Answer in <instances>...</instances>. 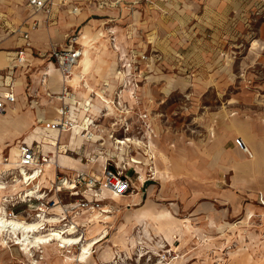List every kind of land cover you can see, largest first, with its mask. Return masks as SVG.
Segmentation results:
<instances>
[{"label": "rangeland", "instance_id": "obj_1", "mask_svg": "<svg viewBox=\"0 0 264 264\" xmlns=\"http://www.w3.org/2000/svg\"><path fill=\"white\" fill-rule=\"evenodd\" d=\"M57 10L58 9H56L53 14L54 18H57V23L52 24L49 23L48 20L45 19V21L43 19L44 15H42L41 12L31 10L26 7L21 0H0V38L7 39L13 36L17 41L16 45L20 44L19 42H23L21 39V31L25 28L28 30L30 29V21L35 16L41 19L39 27L47 28L49 34H52L53 39L50 43L51 45L52 43L55 44L59 42V40L63 42L62 39L66 38V34L76 33L78 35V31L83 24L89 23L87 29L90 33L93 32L94 35L99 29H102L101 26L103 21L95 20L89 22L88 19L92 17H101L93 13H91L92 15H88L80 24L76 25L77 22H80L90 12L96 11L98 14L104 12L103 9L87 7L82 10V15L76 17L78 21L75 24L72 23L66 26L61 31V35H59L55 29L59 28L58 25L62 22L63 18L68 19L70 15L67 14L66 11ZM60 19L61 21L59 22ZM232 21L233 19L229 18V22H225L224 24L227 25L225 28L226 30L231 29L234 32L233 37H227L229 38L227 42H231L230 45L234 51L221 53L220 62L216 64L215 67L207 69L208 81L205 84H203L201 80H197L201 75L199 72H196L193 76L194 79L197 77L196 84H192L190 81H184L186 84L172 85L170 79V83L167 84L166 81H168L169 77L175 79L180 73L172 72V69L166 67H158L155 78L150 85V87L155 88L156 99H149L150 102H148L151 105L156 104L159 108L170 105L171 108L177 111V113H174L177 114L175 118L179 123H183V126H185L184 131L190 134V139L200 142H211L212 139L210 131L212 128L210 124L211 118L208 120L205 110L208 112L219 109L220 119L224 121L226 120L225 112H235L233 116L236 117L237 122L236 132L233 138L236 136L242 137L243 134L246 135L244 130L250 132L248 134H250L252 138L251 140L248 139L253 145H256L253 149L250 148L253 155L250 156L237 147L236 167H231L230 172L226 167H223L219 175L205 182H200L196 179H188L186 181L181 180L182 174L187 171L185 165H182L180 162L176 164L173 162L176 160L166 156L167 153L165 149L163 150L160 146H157L160 148H156V150L154 146L151 145L152 152L155 156V168L158 163L162 170L168 171L171 178L159 180V183L155 177L153 181L156 184L149 195H144L141 200L130 203V206H125L127 208L142 207V209H140L145 211L144 214H141L144 219L138 221V223L133 226L131 225L130 228H127L129 222H127L128 226L123 228L124 219L121 216L120 210L124 206L119 204L118 200L115 201L111 198L102 199L101 204L104 205L103 207L110 209V211L105 213L108 217H103L104 220H107L104 224L107 225L108 234L93 248L91 262L85 264H100L103 259L106 260V264H112V256L116 251L120 252L122 255L123 260H119L118 262L120 264H154L156 252L162 249V246L160 247L158 244H162V242H155L158 236L154 235V232H151L149 239L140 234H142L143 229L144 232L147 231L149 225L153 228L154 226H158V230H160L159 226H162V220L164 219H159V216L164 212H166L168 217V222L164 223V226L169 232L168 241L175 245V247L171 245V248L178 255L177 258L174 259V261L177 260L176 264H264V204H262L258 198L259 192H264V48L253 58L251 57L252 53L249 51V48L253 46V40L259 35L261 27L264 25V2L258 5L254 4L250 13L246 17L242 15V19L238 18L236 24ZM103 27H105V24H103ZM103 38L106 39V37L102 36L93 39L96 43H94L95 46L92 49L91 56L93 59L96 54L97 56L106 54L104 56L105 58L102 60L100 57L99 61L103 62L105 71H107V73L104 74V84H106L105 86H109L119 81L115 78H109L112 65L115 64V61L116 63L118 62L119 65L120 56L126 57L129 53L133 54L134 52L131 50L130 52H123L122 55L120 52L117 56L113 50L115 49L114 45H111L113 40H111L110 44L108 39L105 40ZM62 44L64 45L65 43L63 42ZM258 44H256V47ZM253 47L251 50H254ZM3 48H5V46L0 45V49ZM34 55H36L35 52ZM155 58L158 60V63L162 62V58L158 56ZM34 60L39 64L38 75L40 74L41 79V77L45 76L42 72L48 68L49 60H38L33 58V62ZM135 60V69H138V60L144 62V68H139L141 72L140 76L146 75L147 71H149L150 60L152 59L135 58ZM118 65L114 68V71L118 68ZM144 69L145 72L143 73ZM44 79L45 81L47 80L46 77ZM145 81L146 79H141L140 84L143 85ZM121 82L120 80L118 83H115L113 88L116 87L115 89L117 90ZM146 87H148V85ZM165 90H171L166 101L163 100ZM39 92L40 93H38L33 101V103L38 106L37 108H30L28 106L29 100L28 102L26 99L23 100L22 110H27L29 113L28 119L31 121V125L27 130L30 132L39 124L36 122L35 118L40 109H46V111L48 109V114H45V117L48 118L54 115L53 106L57 105L58 107L59 105L54 100L53 96L47 94L46 88L44 89L39 85ZM85 95L86 93L83 94V96ZM108 105L110 108L106 105L105 109H102V111L109 114L106 115L109 117L100 125V130H93V134H97L104 139H110L108 135L119 138H122L124 135H130L140 138V134H136L135 128L129 133H123L121 129L116 130L115 125L113 130L109 129L111 125V120H109V118L110 116H116V114L114 113L115 109L113 103H108ZM181 111H184V113H181ZM97 114H100V112ZM252 120L257 123V127H254V129L245 126L246 121ZM227 122L228 121L222 123L220 127L219 132L222 136L230 132V125ZM200 123L202 124L200 125ZM38 134L40 137L45 136L43 133L38 132ZM23 135L17 137L13 142L3 145L0 154H2L3 157H8L11 145L13 143L18 144L19 139H22ZM157 135L158 134H156V136ZM159 135L161 136V134ZM166 139L167 137H164L162 140V146L166 142ZM181 139L183 140V137L177 140L180 141ZM93 143L96 144V142ZM85 146L87 147V144L81 145V148H75L74 151L61 148L60 153H66L70 157L82 155L81 162L85 164L83 171L95 172L99 175L100 172L97 170L100 166L97 161H94L98 154L92 151V149L90 150L89 148L91 147H88L87 151H83ZM108 146L109 145L105 143L103 147L98 146L97 148L103 149ZM122 152L125 157L134 156L141 160H144L145 157L143 155L142 146H123ZM244 153L252 161H246L247 159ZM83 155H85V157H83ZM72 171H74V169H69L68 174L71 175ZM16 173V169L3 170V166L0 165V179L7 182L5 183V187L0 189V210L3 209L5 211L4 215L7 217L6 211L12 208L17 219L31 220L37 218L36 212H39L38 206L41 204V200L46 201L49 199L48 206L52 207L55 205L54 201L58 199H60L61 202H73L80 196L71 195L67 187H63L61 191L58 192L54 189L49 190L47 187L50 188L51 184L41 179L39 183L41 190L37 192V194H41V196L32 193L29 197H25L24 201H17L16 203L15 197L12 194L15 193L21 185L11 181L9 178V174L13 175ZM187 176L188 174H184L185 178ZM177 177L178 179L174 180V178L176 179ZM192 178H195V175L192 176ZM202 183H204V186L201 185ZM171 186L175 189H189L191 194H197L193 193V191L197 192V189L201 187H204L205 190L218 187H220V189L231 187L232 190H236L238 194V210L235 214H231L230 216L227 215L222 219L219 212L224 204L223 202H215V207H213L212 200L214 199L210 196L172 195L170 191ZM159 188L165 190L164 194H161ZM133 190L134 188L128 193H131ZM166 190L168 191L166 192ZM135 191H137L136 188ZM10 196V200L15 202L14 205H11V201L7 200ZM16 199L20 200L17 197ZM55 206L45 213V217L48 218L53 216V213L59 211L58 208L60 206L58 208ZM54 222L55 221L44 222L43 229L55 227L56 223ZM92 222H94L93 225L97 224L96 220ZM12 243V241H9L7 244H3L0 241V264H34L33 258L35 259L40 254H42L43 259L39 260L37 262L38 264H64L61 262L62 255L56 251V243L53 245L34 247L32 248V254L21 250L18 244ZM75 251L77 252L78 250ZM107 251H109V256L105 257ZM140 253H143V255L139 256ZM148 255L151 257L147 260L146 258ZM69 264H74V262L71 260Z\"/></svg>", "mask_w": 264, "mask_h": 264}, {"label": "crops", "instance_id": "obj_2", "mask_svg": "<svg viewBox=\"0 0 264 264\" xmlns=\"http://www.w3.org/2000/svg\"><path fill=\"white\" fill-rule=\"evenodd\" d=\"M21 1L31 10L41 12L42 15H44L43 19L48 20V22L52 24L57 23V18L55 19L53 16L56 9H58L57 11H66L70 17H68V19L63 18L62 22H60L61 19L59 20V28L55 29L59 35H61V31L66 26L72 23L75 24L78 21L76 17L82 15L83 9L87 7L103 9L104 12H101V14H98L96 11L90 12L80 22H77L76 25L85 20L88 15H92L91 13L94 15H100L101 17H92L88 20L89 22L95 20L103 21L102 23L105 24V27H103L102 24V29H99L101 31L98 30V32H96L98 34L97 37H106V39H103H108L110 44L111 40H113L111 45H114L115 49L113 50L117 56L120 52L122 55L123 52H130L131 50L137 54L146 53L152 56V60H150L149 71H147L146 75H143L144 78H142L146 79V81L143 83V85L140 84L137 89V98L131 99L127 90L125 89L120 93V100L122 103H124L125 107L131 106L130 108H132V110L133 108L140 111L146 108L149 110L150 123L158 134L151 139V143L155 149L160 147L163 150L165 149V152L167 153L166 156L170 159L176 160L173 161L176 164L177 162H180L182 165H185L187 171L184 174H188V176L185 178L184 174H182L181 180L187 181L188 179H196L197 181L205 182L210 178H214L215 176L219 175L223 170V167H226L229 172L231 171V167H236V153L238 148L234 141L235 137L233 138V135L236 132L237 122L236 117L233 116L235 112H225L226 120L224 121L220 119L219 109L208 112L205 110L208 120L211 118L210 124L212 128L210 131L212 139L211 142L195 141L190 139L191 136L187 131H184L185 126H183V123H179V121H177L175 118L177 114H174L177 113V111L171 108L170 105L159 108L156 104L151 105L149 103V99H156L155 88L150 87V85L155 78L158 67H166L172 69V72L180 73L177 75V77H175V79L169 77L168 81H166L167 84L170 82L172 85L186 84L187 81H190V83L193 84L197 82L198 79L201 80L203 84H205L208 81L206 72L207 69L210 67H215L216 64L220 62L221 53L226 51H228V53L234 51L231 48V42H227V39L234 36V32L231 29L226 30L225 28L227 25L224 23H228L230 18L233 19L232 22L236 24L238 18L242 19V15L246 17L250 13V10L254 4H261L264 2V0H121L114 6L105 5L102 7H97L95 5L96 0H54L49 13L43 9H35L31 6H28L25 0ZM74 7L77 8L75 12L72 11V8ZM30 24L29 30L25 28L21 31V39L23 42H19L20 44L16 45L17 41L13 38V36L7 39L0 38V45L5 46V48L0 49V74H5L7 70L10 71L14 77V92L16 96V100L13 105L6 106L4 111H0V150L3 145L13 142L17 137L23 135L24 132H26L30 127L31 121L28 119L29 113L27 110H22L23 100L26 99L27 102L29 100L28 106L30 108H37L38 106L35 105L33 101L37 97L38 93H40L39 85L44 89L46 88V91L49 92L50 96H53L57 104L60 105L62 102L68 103L69 116L74 122L77 123V125H79L81 133L82 129L80 127L81 125L79 124L81 121L84 120L83 123H86L87 121L89 129L96 131L100 130V125H102L105 119L109 117L106 116L109 114H106L102 111V109H105L106 107L105 102L94 93L97 92V94H100L106 99L111 100L115 96L114 90L116 91V87L113 88L114 84L121 80V77L114 72V68H116L118 65V62L116 63L115 61V64L111 67L109 78H115L119 81L112 85L110 84L109 86H105L106 84H104V74H106L107 71H105L103 62L99 61V58L101 57L103 60L106 54L102 56H97L96 54L91 61L89 68L90 70H88L86 73L81 72L79 68L74 69L73 67V71L80 73L78 76L73 78L72 81H70V94L64 97H57L56 94H60L62 92V85L58 89H55L54 87L56 84L50 80L49 76L46 77L47 80L44 84H40V74L38 75L39 64L38 62H35V60L33 62V58L38 60L47 59L49 60L47 67L49 68L50 63H52L58 71L54 61L47 55L53 36L52 34H49L47 28L39 27L41 24V19L36 18V16L32 18ZM88 26L89 23L83 24L78 31V35L82 30L89 32L87 29ZM24 31L28 33L27 39L22 36ZM99 32H101V34ZM96 33L95 35H97ZM67 35L68 34H66V36ZM89 35L94 36V33L89 32ZM262 36H264V25H262L259 35L253 40L256 41L257 44L259 41L258 46H252L254 50H251L252 47L249 48V51L252 53V58L255 57L262 48H264V37ZM62 40L64 43H66V38H63ZM25 41L28 43V46L25 48V58L29 64L24 66L15 65L13 68L8 69V67L12 65L13 58L15 57V51L23 44L25 45ZM63 42L59 40V42L55 43L54 45L58 44L62 46ZM93 42L96 43L95 41ZM77 43H79V45L81 44V48L83 47V44L78 37ZM34 52L37 56L34 55ZM81 55L82 51L80 56ZM157 56L162 58L161 63H158V60L155 58ZM143 66L144 62L142 60H138V69L144 68ZM127 70H131V67L127 68ZM58 72L56 73L57 75H59ZM144 72L145 69L143 73ZM196 72H199L201 75L198 78L195 77L194 79L193 76ZM73 76L74 75L71 74V79ZM184 81L186 82L184 83ZM147 85L148 87H146ZM84 93H86L85 96H83ZM169 93H171V90L164 91L163 100H167ZM86 99H89L92 103L91 111H86L73 104V101L80 102L81 104ZM107 107L110 108L109 105H107ZM114 109V113L117 117V115H119V111L116 108ZM53 110L54 115L48 118L45 117V114H48V109L47 111L46 109H40L37 112L35 120L39 123L37 126L42 130H36L39 138H34L30 142H26L33 146L37 144L40 151L43 154H48L50 159L57 158L56 162H53L51 165H49L48 168L45 169V173L42 175V179L44 178L43 180L48 181L49 183L53 181L56 172L68 174V170L71 168L72 170H83L85 168V164L81 162L82 155L70 157L64 153L68 158L59 162L58 157L59 154H61V148L74 151L75 148H81V145L87 144V147L85 146L83 151H87L88 147H91L89 149H92L93 151V149L98 147H95L98 143H106L107 140L97 134H93V138L81 137V141L79 143L77 141L72 142V130L70 128L61 129L55 126L54 122L58 117L57 105L53 106ZM132 110L131 112L125 115L123 114L122 116H125L126 118H134L135 115L133 114ZM99 112L100 114H97ZM181 113H184V111H181ZM120 114H122V112ZM114 118L115 116H110L109 118V120H111L109 129L113 130L115 125L116 130H118L120 124L119 122L113 123ZM226 121H228L227 123L230 125V132L227 135L222 136L220 135L219 130L222 123H225ZM201 124L202 123H200V125ZM245 126L254 129V127H257V123H255L253 120L246 121ZM55 130L59 132V139L56 144L51 140V138H54L53 131ZM38 132L43 133L45 136L40 137ZM244 132L246 133L247 137L244 134L242 137L247 140L249 148L253 149L256 145H253L250 141L252 138L251 135L248 134L250 132L245 130ZM159 134H161V136ZM164 137H167V139L162 146V140ZM182 137L183 140H177ZM22 142H25L23 138L19 139L18 145ZM93 142H96V144ZM83 157H85V155H83ZM97 158L98 155L94 161H96ZM246 159V161H252L247 155ZM97 162L100 166L97 171L100 172L104 162ZM54 163H56L57 166H55ZM157 167L156 180L161 181L162 179L167 180L171 178L168 171L162 170L158 163ZM138 172H145V166L143 164L129 165L128 169L126 170V173L132 179L134 190L131 193L123 194V196L118 200L119 204L124 206L120 210L121 216L124 219L123 228L128 226L127 222H129V226L127 228H130L131 225L133 226L134 224L138 223V221L144 219L141 214H144L145 212L141 210L142 207L127 208L125 206H130V203H135L141 200L144 195H149L156 184L153 180H146L144 185V183L138 181L136 178ZM194 175L195 178H192ZM177 179L178 177L176 179L174 178V180ZM201 185L204 186V183ZM135 188L137 191H135ZM167 191L168 190H166V192ZM170 191L172 195L176 196H210L214 199L212 200L213 207H215V202H223L224 204L220 208L221 211L219 212V214L222 216V219H224V217L227 215L230 216L231 214H235L238 210V194L237 191L232 190L231 187L224 189H220V187H218L209 190H205L204 187H201L200 189H197V192L193 191V193L197 194H191L189 189H175L173 186H171ZM160 192L161 194H164L165 190L161 188ZM258 198L259 201L264 204L263 191L259 192ZM88 217L89 216L86 213H82L79 216L73 217V220L81 223L82 221L87 220ZM159 219H164L162 220V226H159L160 230H158V226H154L153 228L151 225H149V229L145 232L143 229L142 234L140 235L149 239L151 232H154L153 234L158 236L155 242L161 241L165 243L167 247H171V245L175 247L173 243L168 241L169 232L164 226V223L168 222L166 212L162 213L159 216ZM95 220L98 222V219H92L86 224L83 230V235H87L90 233V231L98 226V223L94 224L93 226L91 225L94 223L92 221ZM89 226L90 228H88ZM176 261L173 260L172 264H176Z\"/></svg>", "mask_w": 264, "mask_h": 264}, {"label": "built area", "instance_id": "obj_3", "mask_svg": "<svg viewBox=\"0 0 264 264\" xmlns=\"http://www.w3.org/2000/svg\"><path fill=\"white\" fill-rule=\"evenodd\" d=\"M25 1L28 6H31L35 9H43L47 13L50 12V9L54 3V0ZM120 1L121 0H96L95 5L97 7H102L105 5L114 6ZM76 9L77 8L74 7L72 8V11L75 12ZM22 36L27 39L28 33L24 31ZM77 37L78 36L76 33L68 34L66 36V43L63 46L53 44L50 46V49L47 52V55L54 61V64L63 78L62 92L60 94H56L57 97H64L70 94L69 80L72 74V67L77 63L81 54V47L77 43ZM27 46L28 43L25 41V45L23 44L15 51V57L13 58L12 65L8 67V69L13 68L15 65L24 66L29 64L25 58V48ZM135 58L152 59V56L144 53L137 54L135 52L133 54L129 53V55L126 57L120 56V62L117 69L122 73V82L118 85L114 98L108 100L105 97L102 98V95L97 94V92L94 94L103 99L106 105L112 102L114 108L119 111V115H117V117L115 116L113 120V123L119 122L120 126L118 130L121 129L123 133H129L135 128L136 134H140V138L130 135H124L123 137H129L131 139L129 142L124 144V146L127 147L131 145V147H143V155L145 156L144 160L139 159L140 162H135V164L145 165V172H138L136 175L137 180L144 183L146 180H154L156 177V168L154 164L155 156L151 149V139L155 137L157 133L150 123V114L147 109L140 111L133 108L132 110L130 107H125L124 103H122L120 100V93L125 89L127 90L130 98H137V89L143 76H140V69H135ZM129 67H131V70H127ZM45 77L46 76L41 77L40 84L45 83ZM47 94H49L48 91ZM15 100L16 96L14 92V77L10 71L7 70L5 74H0V111H4L6 106L13 105ZM73 104L86 111H91L92 109V103L89 99L84 100L81 104L80 102L73 101ZM131 110L135 115L134 118H126L125 116H122L123 114L125 115L131 112ZM121 112L122 114H120ZM69 115L68 103L62 102L58 106V117L54 122L55 126L61 129H67L73 126L76 122H74ZM83 122L84 120L79 123L82 129L81 133L85 138H91L93 136V131L89 129L87 121L86 123ZM234 141L238 148L249 154V150L247 149L241 137H235ZM50 164H52V162H50L49 155L43 154L37 144L34 146L26 142L19 144V155L16 162L17 173L13 175L9 174L10 180L14 182L15 177L18 176L20 181L19 185H21L19 186L20 188L12 194L15 197L16 203L17 201H24L25 197H29L31 195L29 194V190L34 188V184L39 182L46 167H48L47 165ZM54 164L57 166L56 163ZM127 169L128 165L125 163L118 164L114 157L108 156L104 161L99 175L95 172H86L83 170H74L72 171L71 175L62 172H56L53 181L50 183L51 187H47L49 190L54 189L58 192L61 191L63 187H67L71 195H80L73 202H61L60 199L54 201L55 205L57 202L59 204L56 206H60L58 208L59 211L53 213V216L58 219L54 222L56 223L55 227L56 229H60V231L63 230V233L70 236L68 241L55 240L57 247L62 250V254H76L80 248V242H78L77 238L83 235V230L86 224L92 219L103 221V217L106 216L105 213L110 211L109 208H104V205L101 204L102 199H104L102 198V189L105 188L111 193L123 195L134 188L131 177L126 173ZM141 176L142 179L140 178ZM5 183L7 182L5 181ZM68 184L69 186H67ZM72 184L73 186H71ZM11 196L9 199H7L8 201H11ZM16 197L20 200L16 199ZM14 203V201H11V205H14ZM40 203L41 204L38 206L39 212H36L37 218L42 217L40 214L45 216V213H47L50 208L55 206H48L49 199L46 201L41 200ZM82 213H86L89 216L87 220L82 221L81 223L73 220V217L79 216ZM6 214L8 217H15L12 208L8 209ZM158 245L160 247L162 246V249L156 252V260L154 264H172V261L177 258L178 255L174 252V250H172L170 246L167 247L165 243L162 242V244ZM75 250L78 251L76 252ZM150 257L151 256L148 255L146 259L148 260ZM41 259H43L42 254L35 258L37 261ZM119 260H123L122 255L120 252L116 251L112 256V264H120L118 263ZM78 261V258L72 260L74 264H79Z\"/></svg>", "mask_w": 264, "mask_h": 264}, {"label": "bare ground", "instance_id": "obj_4", "mask_svg": "<svg viewBox=\"0 0 264 264\" xmlns=\"http://www.w3.org/2000/svg\"><path fill=\"white\" fill-rule=\"evenodd\" d=\"M101 34V32H99ZM97 35L90 36L88 31L82 30L80 31L78 38L83 44V47L81 48L82 55L78 59L77 63L73 66L74 69L79 68V70L83 73H86L88 69L90 68L91 61H92V56H91V50L94 47V42L93 39H95ZM253 46L255 47L257 42L253 41L252 42ZM50 67L45 69L43 71V74H45L46 77L49 76L50 80L55 82V89H58L61 85H63V78L56 70V68L53 66L52 63L49 65ZM72 67V74L74 75L69 81H72L73 78L79 75V73H76V71H73ZM59 73L57 75L56 73ZM117 75L122 77L121 71H118V69H115L114 71ZM100 95V94H99ZM102 98H104L102 96ZM103 100V99H102ZM104 101V100H103ZM40 117V116H39ZM30 125V124H29ZM45 127V126H44ZM40 129L38 126H36L33 131H26L24 132L23 140L25 142H30L34 138H39L38 135L36 134V130ZM72 130L71 132V141L75 142L77 141L78 143L81 141V137L83 138L84 136L82 133H80V128L77 123H75L73 126L70 127ZM42 130V129H40ZM54 138H52L53 143H57L59 139V132L57 130L53 131ZM94 137V136H93ZM92 137V138H93ZM99 138V137H98ZM108 138L106 140V143L109 145L106 148L103 149H93V151L98 154V158L96 161L99 162H104L105 159L108 156L114 157L115 160L118 162V164L125 163L126 165H132L135 162H140L138 158H135L134 156H129L125 157L123 154V146L127 142H129L131 139L129 137H111L108 135ZM243 141L249 150V155L252 156V152L249 148V144L245 138H243ZM22 141V140H21ZM104 142L98 143L97 146H102L104 145ZM18 155H19V145L13 143L9 149V154L8 157H3L2 154H0V165L3 166V170L7 169H16V162L18 160ZM56 158V154H55ZM68 158L66 154L61 153L59 154V162L63 161L64 159L66 160ZM57 159V158H56ZM56 159H50V162H56ZM51 165V164H50ZM49 166V165H47ZM48 168V167H46ZM2 169V168H1ZM2 171V170H1ZM48 172V171H47ZM45 173V172H44ZM44 177V176H43ZM142 179V176L140 177ZM42 177L40 178L39 182L37 184H34V188L29 190V194L35 193L37 194L38 191L41 190L39 183L41 182ZM44 179V178H43ZM19 178L18 176L15 177V183H19ZM69 186V184L67 185ZM73 186V184L71 185ZM5 187V182L0 179V189ZM38 196H41V194H37ZM123 195L121 194H114L109 192L107 189H102V198H111L112 200H119ZM59 206H56L58 208ZM108 210V209H106ZM0 241L3 244H7L9 241H12V244H18L19 248L21 250H24L27 253L32 254V248L34 247H40L41 245H53L56 243L55 240H63V241H68L69 240V235H66L63 233V230L60 231V229L56 228H47L43 229V223L44 222H52V221H57L58 219L54 216H50L48 218H45L44 215L40 214L42 216L41 218H34L31 220H23V219H17L16 217H7L4 215V210H0ZM108 217V216H106ZM105 218V216H104ZM107 220L100 221L98 220V226L90 231L87 235H82L81 237H78L77 240L80 242V248L79 251L74 254V255H66L62 254V250L58 247H56V251L62 255L61 257V262L64 264H69V262L75 258H78L79 263H90L91 258L93 257L92 252L93 248L100 243V241L105 238L108 234V228L106 223ZM52 225V224H50ZM93 226V224H91ZM90 228V226L88 227ZM140 256L143 255V253L139 254ZM32 256V255H31ZM109 256V251L106 252L105 257ZM37 260L33 258V263L37 264ZM101 264H106V260H102L100 262Z\"/></svg>", "mask_w": 264, "mask_h": 264}]
</instances>
